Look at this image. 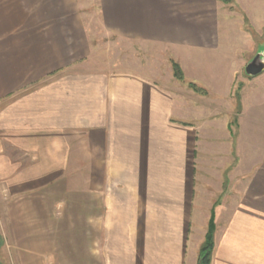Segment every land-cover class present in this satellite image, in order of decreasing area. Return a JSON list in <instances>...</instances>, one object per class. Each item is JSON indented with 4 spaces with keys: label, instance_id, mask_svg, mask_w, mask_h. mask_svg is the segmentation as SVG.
<instances>
[{
    "label": "crops",
    "instance_id": "0c3cea01",
    "mask_svg": "<svg viewBox=\"0 0 264 264\" xmlns=\"http://www.w3.org/2000/svg\"><path fill=\"white\" fill-rule=\"evenodd\" d=\"M99 1L106 36L221 47L206 0ZM80 2L0 0V164L27 198L11 212L44 229L30 244L57 245V264H198L212 221L210 264H264V137L252 136L264 134V72L238 98L216 73L211 92L198 60L207 94L100 67ZM245 9L263 28L264 0ZM57 201L67 208L49 240Z\"/></svg>",
    "mask_w": 264,
    "mask_h": 264
},
{
    "label": "rangeland",
    "instance_id": "374dc122",
    "mask_svg": "<svg viewBox=\"0 0 264 264\" xmlns=\"http://www.w3.org/2000/svg\"><path fill=\"white\" fill-rule=\"evenodd\" d=\"M246 3L247 0H234L232 5L219 0H206V11L219 13L221 20L219 44L221 47L216 52L207 51L199 54L196 53V50L176 52L165 41L151 44L148 40L141 38L118 37L116 34L106 36L107 31L103 27L100 14V1L81 0L80 2L84 6L83 13L93 41L94 62L98 63L97 65L100 67L139 71L159 78L165 83L170 80L167 85L177 90H180L182 86L190 88L188 81H196L205 87L202 80L193 79L200 75L203 76L204 73L206 81L210 84L212 76L216 73L218 78L224 77L229 82L223 87H226L227 91H231L232 94L240 93L238 91H241L243 86L242 80L247 77L245 66L256 54L258 46L264 41V27L262 28L256 21L257 24L253 27L251 20L254 17L247 13ZM233 44H236V49L231 50ZM172 59H176L181 65L186 66L185 82L174 77L171 66ZM197 60L205 66L202 68L205 71L200 72V75L198 74L199 70L196 69ZM210 85L211 92H215L214 89L219 87L218 84ZM193 92L195 91L193 90ZM259 125L264 127V122ZM252 136L256 140H263L264 134H253ZM4 167V163L0 164V264H23L24 260L29 263L30 261L27 259L29 257L42 258V264H57L47 256L48 251L51 254L57 253V245L46 246L29 242L37 240L38 234L43 236L44 229L22 227L26 224L37 226V214L28 211L11 212L15 208L14 206L27 198L14 195L16 191L9 188L12 182L5 179ZM73 183L80 184V182ZM66 208L62 201H57L54 213L46 214V217L50 219L48 225L51 227L45 230L50 235L49 240H56L55 224L57 225V221L64 218ZM75 219H77L76 215L67 214L66 220L70 222L69 226H75ZM64 247L66 248V246Z\"/></svg>",
    "mask_w": 264,
    "mask_h": 264
},
{
    "label": "trees",
    "instance_id": "16d2710c",
    "mask_svg": "<svg viewBox=\"0 0 264 264\" xmlns=\"http://www.w3.org/2000/svg\"><path fill=\"white\" fill-rule=\"evenodd\" d=\"M225 4H234V0H219ZM171 66H172V70H173V75L174 77L181 81V82H185L186 81V75H185V71L181 65V63L176 60V59H172L171 60ZM188 85L190 88H192L195 92L197 93H201V94H207L208 90L197 84L194 81H188ZM240 92V91H238ZM238 98H240V93H237ZM240 111V107L238 106V111ZM235 121V120H234ZM213 222L211 221L210 224V228L207 234V238L206 241L204 242V244L202 245L201 249H200V255L199 258L201 256H204V263L205 264H210L212 261V253H213V247H214V241H213V234H214V227H213Z\"/></svg>",
    "mask_w": 264,
    "mask_h": 264
},
{
    "label": "water",
    "instance_id": "95a60500",
    "mask_svg": "<svg viewBox=\"0 0 264 264\" xmlns=\"http://www.w3.org/2000/svg\"><path fill=\"white\" fill-rule=\"evenodd\" d=\"M264 72V41L258 46L256 54L247 62L245 74L254 77ZM198 264L204 263V256L199 258Z\"/></svg>",
    "mask_w": 264,
    "mask_h": 264
}]
</instances>
